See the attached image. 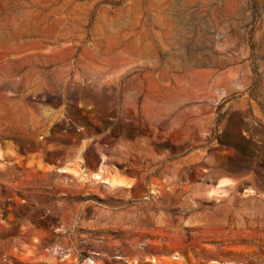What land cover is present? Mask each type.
I'll return each mask as SVG.
<instances>
[{"label":"rangeland","instance_id":"374dc122","mask_svg":"<svg viewBox=\"0 0 264 264\" xmlns=\"http://www.w3.org/2000/svg\"><path fill=\"white\" fill-rule=\"evenodd\" d=\"M254 2L0 0V264H264Z\"/></svg>","mask_w":264,"mask_h":264},{"label":"trees","instance_id":"16d2710c","mask_svg":"<svg viewBox=\"0 0 264 264\" xmlns=\"http://www.w3.org/2000/svg\"><path fill=\"white\" fill-rule=\"evenodd\" d=\"M251 2L253 3V8L254 9H256V4H255V2H254V0H251ZM222 108V106H219L218 108H217V112H216V114H217V118H216V123L217 124H219L222 120H223V118H224V114H221L220 113V109ZM244 153H246V149H244V150H242Z\"/></svg>","mask_w":264,"mask_h":264}]
</instances>
